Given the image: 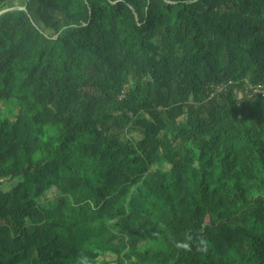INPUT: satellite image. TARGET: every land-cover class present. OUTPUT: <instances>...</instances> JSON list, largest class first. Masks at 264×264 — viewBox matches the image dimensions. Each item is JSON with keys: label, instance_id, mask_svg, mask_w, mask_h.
Segmentation results:
<instances>
[{"label": "trees", "instance_id": "trees-1", "mask_svg": "<svg viewBox=\"0 0 264 264\" xmlns=\"http://www.w3.org/2000/svg\"><path fill=\"white\" fill-rule=\"evenodd\" d=\"M8 7L0 264H264V0Z\"/></svg>", "mask_w": 264, "mask_h": 264}, {"label": "built area", "instance_id": "built-area-1", "mask_svg": "<svg viewBox=\"0 0 264 264\" xmlns=\"http://www.w3.org/2000/svg\"><path fill=\"white\" fill-rule=\"evenodd\" d=\"M246 95L248 97L262 95L264 97V84H248L246 83Z\"/></svg>", "mask_w": 264, "mask_h": 264}, {"label": "rangeland", "instance_id": "rangeland-1", "mask_svg": "<svg viewBox=\"0 0 264 264\" xmlns=\"http://www.w3.org/2000/svg\"><path fill=\"white\" fill-rule=\"evenodd\" d=\"M21 0H17V3H20ZM11 183H7V182H4V181H0V192L1 191H8L11 187ZM54 193V190H52V192L50 194Z\"/></svg>", "mask_w": 264, "mask_h": 264}, {"label": "water", "instance_id": "water-1", "mask_svg": "<svg viewBox=\"0 0 264 264\" xmlns=\"http://www.w3.org/2000/svg\"><path fill=\"white\" fill-rule=\"evenodd\" d=\"M19 9H25V7H18ZM14 9H16V7H8L5 9L0 10V16L4 13H7L9 11H13Z\"/></svg>", "mask_w": 264, "mask_h": 264}]
</instances>
